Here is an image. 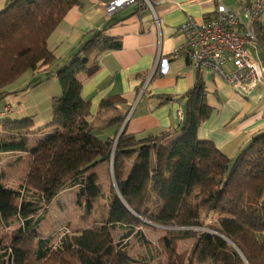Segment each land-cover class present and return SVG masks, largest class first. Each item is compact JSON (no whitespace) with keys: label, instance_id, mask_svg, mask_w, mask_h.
Returning a JSON list of instances; mask_svg holds the SVG:
<instances>
[{"label":"trees","instance_id":"obj_1","mask_svg":"<svg viewBox=\"0 0 264 264\" xmlns=\"http://www.w3.org/2000/svg\"><path fill=\"white\" fill-rule=\"evenodd\" d=\"M77 5L80 0H10L0 11V100L26 71H47L57 63L47 40ZM110 25L88 33L57 69L62 95L53 99L54 119L36 146H29V137L37 134L34 117H4L7 113L0 109V153L30 156L21 189L5 185L0 173V227L6 230L15 218L24 219L22 226L0 236V264H154L129 254L125 240L131 236L156 245L167 264H264V131L234 157L201 139L199 127L213 107L199 76L184 96L187 112L178 128L143 139L126 130L117 142L118 132L101 138L90 119L91 102L82 96L80 76L98 70L99 54L123 47L120 37L107 32ZM256 30L264 47L260 21ZM52 74L46 72L31 85ZM104 103L114 101L105 99L101 107ZM111 122L119 130L124 117ZM112 162L117 187L109 188V212L99 227L67 233L59 243L37 230L28 218L38 212L37 204L50 205L68 187H78L79 196L88 201L97 198L102 191L89 171L104 163L111 170ZM25 191L36 201H26ZM117 225L127 228L119 241L113 234ZM146 229L164 234L153 244ZM185 239L192 246L180 252Z\"/></svg>","mask_w":264,"mask_h":264},{"label":"crops","instance_id":"obj_2","mask_svg":"<svg viewBox=\"0 0 264 264\" xmlns=\"http://www.w3.org/2000/svg\"><path fill=\"white\" fill-rule=\"evenodd\" d=\"M109 1L80 0L81 5L71 8L47 40L57 63L47 71H42L46 67L36 71L41 75L51 71L52 76L42 84H50L58 93L61 85L55 74L57 69L69 60L73 49L88 33L111 22L107 32L120 37L123 47L99 54L98 70L90 76L85 73L80 76L82 96L91 102L90 119L101 138L114 137L123 126L138 139L178 128L187 112L184 96L199 76L205 83L206 101L213 107L210 118L199 127L201 139L213 141L234 157L254 135L264 131V84L242 94L219 75L208 69L198 70L187 58L174 55L185 39L179 26L188 17L202 19L213 12L215 0H153L154 12L147 7L140 12L137 5H127L111 15L105 7ZM219 1L234 10H240L246 3H264V0ZM9 2L0 0V11ZM260 22L264 25V13ZM251 54L264 65L261 44L255 45ZM108 98L114 104L104 103L101 107ZM119 116L124 117V122L118 130V125L111 121Z\"/></svg>","mask_w":264,"mask_h":264},{"label":"rangeland","instance_id":"obj_3","mask_svg":"<svg viewBox=\"0 0 264 264\" xmlns=\"http://www.w3.org/2000/svg\"><path fill=\"white\" fill-rule=\"evenodd\" d=\"M42 76L41 73L26 71L15 82L7 86V90L12 93L0 100V109L9 107V112L4 117L22 119L27 116L34 117L33 130L37 134L29 137V146L34 147L43 138L45 131L54 119L53 99L62 95V88L59 91L49 87L50 84L39 83L31 85V81ZM59 85V84H58ZM49 87V88H48ZM61 89V90H60ZM15 92V93H14ZM2 117V114H0ZM169 139L166 143H170ZM30 156L25 152L0 153V173L4 175L5 185L14 189H21L29 171ZM94 174L101 193L97 198L88 201L86 197H80L78 187H68L63 189L50 205L37 204L38 212L30 213L28 218L33 219L37 230L45 237H52L54 243H59L67 233L75 230L99 227L107 216L110 208L109 188L116 184L112 170L108 166L99 165L89 171ZM116 187V186H115ZM107 193V197L105 195ZM32 192L25 191L26 201H36ZM91 202V206H88ZM39 220L40 222H37ZM209 222V219L206 221ZM24 219L15 218L13 224L6 230L0 227V236L6 232L9 234L22 226ZM156 226V225H155ZM157 228H162L158 227ZM127 228L117 225L113 234L116 241L121 240ZM145 234L153 244L164 234L154 229H146ZM129 244V254L138 259H145L146 262L154 264H167V256L162 255L156 245L149 246L141 243L136 236H131L125 240ZM192 246V240L185 239L180 242L179 251H185Z\"/></svg>","mask_w":264,"mask_h":264},{"label":"built area","instance_id":"obj_4","mask_svg":"<svg viewBox=\"0 0 264 264\" xmlns=\"http://www.w3.org/2000/svg\"><path fill=\"white\" fill-rule=\"evenodd\" d=\"M215 2L213 12L202 19L188 17L179 26L185 39L174 55L187 58L198 70L212 71L235 90L248 94L264 84V65L251 54L259 43L256 25L264 13V3H246L234 10L219 0ZM127 5H137L140 12L143 7L154 12L153 0H110L105 7L111 15ZM9 110L4 107L2 113Z\"/></svg>","mask_w":264,"mask_h":264},{"label":"water","instance_id":"obj_5","mask_svg":"<svg viewBox=\"0 0 264 264\" xmlns=\"http://www.w3.org/2000/svg\"><path fill=\"white\" fill-rule=\"evenodd\" d=\"M124 131V126L122 127V129L120 130V132H119V134H118V136H117V138H116V142H117V140L119 139V137L121 136V134H122V132ZM111 170H113V162L111 163ZM113 172V171H112ZM115 186H116V184H115ZM117 187V186H116ZM117 190H118V188H117ZM159 227H162V228H166L165 226H160V225H158ZM220 235V234H219ZM232 243V242H231ZM233 244V243H232ZM234 245V244H233ZM235 246V245H234Z\"/></svg>","mask_w":264,"mask_h":264}]
</instances>
